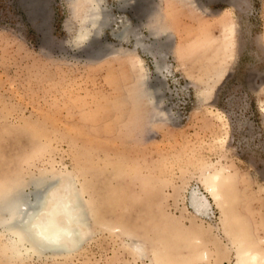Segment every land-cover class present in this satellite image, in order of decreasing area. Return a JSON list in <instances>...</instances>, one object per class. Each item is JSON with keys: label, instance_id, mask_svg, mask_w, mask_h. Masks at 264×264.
I'll list each match as a JSON object with an SVG mask.
<instances>
[{"label": "rangeland", "instance_id": "1", "mask_svg": "<svg viewBox=\"0 0 264 264\" xmlns=\"http://www.w3.org/2000/svg\"><path fill=\"white\" fill-rule=\"evenodd\" d=\"M104 5L78 40L88 0H0V184L70 175L90 212L67 254L14 253L0 227V264H154L157 249L236 264L242 240H264V0ZM219 170L222 203L205 183Z\"/></svg>", "mask_w": 264, "mask_h": 264}, {"label": "bare ground", "instance_id": "2", "mask_svg": "<svg viewBox=\"0 0 264 264\" xmlns=\"http://www.w3.org/2000/svg\"><path fill=\"white\" fill-rule=\"evenodd\" d=\"M118 1L131 6L135 3V0ZM107 11L104 0H88L87 9L81 20L78 40L93 39L94 33L99 32L106 24ZM129 21L127 20L126 23L123 21V29L116 34L121 40H128L131 31ZM152 33L161 35L165 31L161 28ZM142 46L143 49L154 53L157 49L153 45ZM227 181L228 177L222 170L211 173L205 178L208 190L221 203L224 201L222 187ZM27 186H32L30 191L25 190ZM190 203L196 214L210 215L211 202L199 190L195 189L191 192ZM89 213L82 190L70 175H63L59 180L47 178L25 184L18 182L0 184V227L4 234L9 235L5 247L14 253L28 255L31 253L40 256L71 253L80 248L88 237ZM263 243L264 240L252 242L242 240L236 264H264ZM131 244L141 258L148 257L146 241L132 239ZM154 255V264H174L164 261L166 255L161 250L157 249ZM207 257L208 254L205 252L203 258ZM189 260L191 261V258Z\"/></svg>", "mask_w": 264, "mask_h": 264}]
</instances>
